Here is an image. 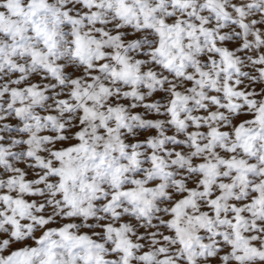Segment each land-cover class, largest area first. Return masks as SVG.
<instances>
[{
  "label": "snow or ice",
  "instance_id": "snow-or-ice-1",
  "mask_svg": "<svg viewBox=\"0 0 264 264\" xmlns=\"http://www.w3.org/2000/svg\"><path fill=\"white\" fill-rule=\"evenodd\" d=\"M0 264H264V0H0Z\"/></svg>",
  "mask_w": 264,
  "mask_h": 264
}]
</instances>
